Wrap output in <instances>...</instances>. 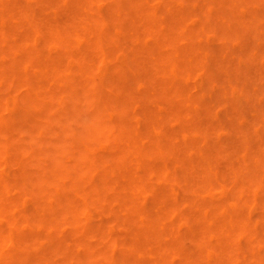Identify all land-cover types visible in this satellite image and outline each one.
<instances>
[{"label":"bare ground","instance_id":"obj_1","mask_svg":"<svg viewBox=\"0 0 264 264\" xmlns=\"http://www.w3.org/2000/svg\"><path fill=\"white\" fill-rule=\"evenodd\" d=\"M99 1L0 0V264H264V249L240 240L258 234L264 245V223L252 215L253 201L264 197L254 189L264 186V115L245 128L231 126L230 133L238 131L243 141L222 139V151L194 142V127L184 122L194 117V70L204 62L227 68L225 47L206 48L202 55L205 46L194 44L199 35L194 4L105 0L102 6ZM249 1L258 0H204L195 11L243 31L253 19L262 23L259 13L250 12ZM58 5L61 10L50 9ZM140 20L147 25L146 41H153L145 50L153 60L146 63L132 50L129 63H114L98 88L90 80V66L129 38L136 46L146 42L138 26L127 24ZM155 77L159 82L150 84ZM152 89L159 103L136 117L135 104L151 98L142 90ZM68 95L84 97L85 103L80 101L90 112L82 124L83 138L74 141L80 158L101 160L95 158L93 136L113 133L124 139L106 156L109 172L95 164L87 169L118 182L92 191L83 186L28 209V194L14 180L26 176L7 174L5 157L23 141L24 131L35 133L61 110ZM9 97H23L22 107L11 109ZM227 102L234 109L236 102ZM39 112L42 121L36 118ZM251 134L258 141L246 140ZM221 153L229 159L224 166L215 160ZM65 157L57 154L52 165L67 168ZM191 179L233 182L221 190L198 191ZM169 182H182L185 191L177 192ZM91 206L104 215L92 218ZM117 208L122 213L111 217L109 211Z\"/></svg>","mask_w":264,"mask_h":264},{"label":"rangeland","instance_id":"obj_2","mask_svg":"<svg viewBox=\"0 0 264 264\" xmlns=\"http://www.w3.org/2000/svg\"><path fill=\"white\" fill-rule=\"evenodd\" d=\"M124 1L127 2L126 0ZM182 1L190 3V6L194 4V15H196L198 23L196 32L199 34L198 37L194 38V44L199 47L205 46V49H201L202 55L207 53V49L210 51L218 46L225 47L228 62L226 63L227 68H219L215 64L204 62V66L194 70V117H186L184 119L188 128L194 127V142L204 141L213 149L222 151L220 147L222 139L228 138L236 143L243 141V137L238 131L230 133L231 126L236 129L245 128L253 122H258L256 121L257 117L264 115V0L248 2L250 12L259 13L262 17V23L259 24L258 21L253 19L248 27L244 28L243 31L237 32L235 27L231 25L229 27L219 21L216 15L206 16L201 10L200 12L195 11V9L199 10L204 0ZM106 3L108 2L105 0L99 1L102 6ZM159 4L158 0H151L149 6H159ZM59 6H54L50 9L61 10ZM20 23L23 24V29L27 28L24 20ZM127 24L128 26H138L142 33V38L145 41L148 39L145 37L148 32L145 22L140 20L134 24L128 21ZM16 38H20V35ZM134 43H136V40ZM134 43L132 38H129L127 44L121 45L115 53L106 54L104 59L90 66L89 76L95 86L101 88L106 83L114 63L119 65L129 63L130 55L128 53L132 50H138L137 54L146 63L153 60V56L145 52L153 44V41L148 40L140 46H136ZM52 48L53 50H58L56 46ZM232 61L235 62L233 65H231ZM148 82L156 85L159 81L155 77L148 79ZM7 89H10V87ZM153 90L149 92L142 90V94L147 93L151 98L147 100L141 98L135 104L138 113L136 117L140 118L145 108H153L159 103L155 101L158 94L155 92L156 90ZM6 93L10 96L8 93L11 92L7 91ZM70 96L68 95L61 110L54 111V116L46 118L47 121L40 130L37 129L35 133H30L28 130L24 131L22 133L23 141L18 147L9 151L5 157L4 170L7 174L17 175L20 173L21 175L23 173L26 176V179L14 180H16L18 187L21 186L20 188H23L28 194L26 202L28 209L41 206L47 200H52L59 194H70L83 186L89 187L88 191H92L98 186L104 187L109 184L115 186V182H118L117 179H102L101 173L97 174L96 171L90 172L91 170L87 171V169L95 164L98 170L109 172L111 164L106 162V156L114 152V146L124 144V139L118 138L119 136L113 133H107L106 136L101 134L93 136L90 138V142L95 145V158L101 160L94 163L89 157L80 158V146L75 144L74 141L78 138H83L81 131L84 130V126L82 128V124L85 125L89 121L87 117H89L90 112L87 105L85 104V107L83 105L85 103L83 99L86 98L84 92L80 94V97H85L83 99L74 97L72 100ZM21 98L23 97L15 99L9 97L8 106L11 109H20L23 101ZM228 99L236 102L234 109L229 106ZM164 103L166 104V101ZM86 114L88 120H85ZM36 118H39L38 120L40 121L43 120L40 112ZM256 124L260 125V123ZM191 134L189 136H192ZM246 140L255 142L258 141V137L251 134L247 135ZM237 147L239 145L235 146L236 149ZM250 151L254 152L255 148L252 147ZM59 153L66 155L64 167L67 168L63 170H60L59 165L56 167L52 165L56 160V155ZM16 157L22 160L16 162ZM195 157L200 159V154L196 153ZM177 158V156L172 157V160L175 161V166L177 165ZM215 160H218L222 166L229 162L225 153H221ZM42 168H44L43 171L41 170ZM49 169H53V173ZM196 169L194 168V175L197 174ZM57 174L61 175L60 179L55 178ZM76 177L79 179H76ZM231 182H233L231 179H212L210 181L191 179L189 183L194 184V189L203 191L210 188L209 186H213L215 190H221L224 188L223 186H229ZM168 184H173L177 192H182L185 187L182 182H169ZM255 187L254 189L258 195L264 194V186L259 187L257 184ZM109 212L111 217L122 213L118 208ZM88 214L92 218H99L104 215L101 209L95 206L89 208ZM260 214H264V197L252 203L253 217L264 223V217L262 218ZM27 216V214H24L22 218L25 219ZM113 222L116 223V220H113ZM27 229L30 232L36 230L34 227H27ZM240 240L246 244H253L258 250L264 249V245L259 241L258 234L250 237L241 236ZM184 242L189 244L190 240L185 238ZM58 257L61 259L62 256L59 255Z\"/></svg>","mask_w":264,"mask_h":264}]
</instances>
